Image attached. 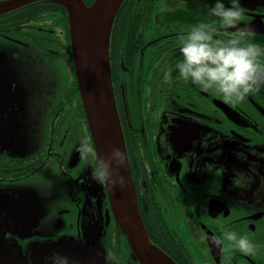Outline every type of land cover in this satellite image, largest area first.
Here are the masks:
<instances>
[{"label":"flooded vegetation","instance_id":"1","mask_svg":"<svg viewBox=\"0 0 264 264\" xmlns=\"http://www.w3.org/2000/svg\"><path fill=\"white\" fill-rule=\"evenodd\" d=\"M212 3L124 0L109 47L113 96L151 242L176 264H264V84L231 104L185 83L175 70L162 79V70L180 56L182 35L209 19ZM32 5L0 18L10 72L35 66L43 51L66 57L73 68L65 8ZM241 5L240 24L253 30L246 39L260 46L264 63V0ZM232 32L214 35L227 40ZM72 73L52 83L48 117L38 118L32 146L21 149L20 133L35 124L21 115L27 97L0 63V252L15 253L23 264H52L54 253L69 264H140L113 217L104 183L91 179L95 152ZM78 150L80 159L69 167ZM30 200L44 208L31 230ZM233 228L248 234L252 252L224 240Z\"/></svg>","mask_w":264,"mask_h":264},{"label":"water","instance_id":"2","mask_svg":"<svg viewBox=\"0 0 264 264\" xmlns=\"http://www.w3.org/2000/svg\"><path fill=\"white\" fill-rule=\"evenodd\" d=\"M38 2L58 4L67 12L71 58L95 158L107 156L113 147H119L126 155L109 64L113 26L124 0H93L89 5L83 0H0V16ZM7 117H14V113L10 112ZM30 123L35 124L32 120ZM40 124L37 118L36 124L30 126L28 131L35 132L39 128L35 133L37 135L41 129ZM36 135L26 138L25 144L20 148L32 146ZM78 152L70 157L69 167L74 166L78 158L80 159L81 150ZM120 173L124 177L123 186L110 182H105L104 186L111 212L126 238L133 259L140 264H176L151 242L144 229L136 205L127 155L126 164L120 168ZM30 198L32 199V193ZM28 205L31 230L37 225V217L44 212V208L34 203V200H30ZM15 256V253L0 252V264H20L21 260Z\"/></svg>","mask_w":264,"mask_h":264},{"label":"clouds","instance_id":"3","mask_svg":"<svg viewBox=\"0 0 264 264\" xmlns=\"http://www.w3.org/2000/svg\"><path fill=\"white\" fill-rule=\"evenodd\" d=\"M209 19L191 26L182 35L180 56L175 63L162 70V79L168 81L175 70L185 83L190 82L204 92H211L226 103L236 104L246 95L264 84V63H261V48L247 37L254 35L251 28L241 26L245 11L241 0H213L208 7ZM232 29L231 39H220L214 34ZM126 164V155L119 147H113L107 156L89 160L91 179L97 183L110 182L123 186L124 177L120 168ZM234 184L241 180L234 177ZM224 240L233 242L240 251H253L247 233L236 228L223 234ZM215 242H222L219 237ZM52 264H69L67 257L54 253Z\"/></svg>","mask_w":264,"mask_h":264},{"label":"rangeland","instance_id":"4","mask_svg":"<svg viewBox=\"0 0 264 264\" xmlns=\"http://www.w3.org/2000/svg\"><path fill=\"white\" fill-rule=\"evenodd\" d=\"M85 2V1H84ZM2 44V45H1ZM5 44L0 42V63L5 64L8 69L9 77L12 78L14 84L17 86L19 91H23L27 97V102L22 101L20 104L21 115L24 118L33 120L36 118L48 117L47 110L45 109V102L47 96L51 90H53L52 83L57 79L72 78L73 68L70 66L68 59L55 57H47V55L41 52V61L34 64H24L22 67H12L11 72L9 70V62L4 58ZM47 121V120H46ZM36 124V123H35ZM39 130V128H38ZM35 132L24 131L20 133L23 142L26 138H31L30 135H36ZM30 134V135H29ZM29 135V136H28ZM29 141L26 143L28 145Z\"/></svg>","mask_w":264,"mask_h":264},{"label":"trees","instance_id":"5","mask_svg":"<svg viewBox=\"0 0 264 264\" xmlns=\"http://www.w3.org/2000/svg\"><path fill=\"white\" fill-rule=\"evenodd\" d=\"M45 5H47V6H49V5H57V4H54V3H50V2H38V3H34L32 6H45ZM31 6V5H30ZM30 6H28V7H30ZM57 6H59V5H57ZM35 11H31L30 12V14H33ZM5 16H7V15H4V16H2V17H0V18H3V19H5L6 17ZM118 17V16H117ZM117 19V18H116Z\"/></svg>","mask_w":264,"mask_h":264}]
</instances>
